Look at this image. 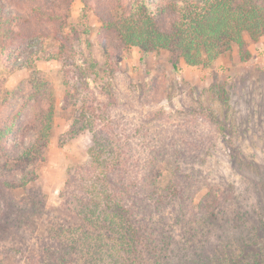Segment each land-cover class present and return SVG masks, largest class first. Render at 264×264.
Here are the masks:
<instances>
[{
    "label": "rangeland",
    "instance_id": "obj_1",
    "mask_svg": "<svg viewBox=\"0 0 264 264\" xmlns=\"http://www.w3.org/2000/svg\"><path fill=\"white\" fill-rule=\"evenodd\" d=\"M91 1L73 0L56 35L0 50V133L13 123L2 148L35 141L30 108L53 114L49 143L28 169L0 155V264H52L59 255L42 238L84 239L73 219L81 190L64 192L76 167L88 163L96 102L109 103L115 133L132 138L144 161L154 159L160 184L179 192L172 205L146 214L142 264H264V34L245 35V61L233 46L210 67H193L168 50L125 45L104 25L119 17L117 1ZM147 1L161 9L184 4ZM89 58L98 76L84 71ZM28 118L34 123L22 130ZM27 172L34 180L13 186ZM99 250L81 246L68 264H102Z\"/></svg>",
    "mask_w": 264,
    "mask_h": 264
},
{
    "label": "trees",
    "instance_id": "obj_2",
    "mask_svg": "<svg viewBox=\"0 0 264 264\" xmlns=\"http://www.w3.org/2000/svg\"><path fill=\"white\" fill-rule=\"evenodd\" d=\"M10 1L13 5L8 8L0 0L2 52L16 45H25L33 37L59 33L68 25L73 3V0ZM116 1L121 12L115 20L104 22L107 30L116 32L121 42L127 46H136L150 52L168 50L193 67H210L233 46L238 48L242 61H245L251 56L244 40L245 35L257 40L264 34V0H184L183 5L175 2L162 9L152 6L147 0H126V4H122L124 0ZM91 3V0H84L85 6L92 5ZM170 15L172 20L167 23L164 20ZM7 59L10 63V58ZM86 61L91 63L87 65L92 68L84 71L88 75L98 76L99 72L94 69V60L89 58ZM106 65L108 69H112L110 63ZM173 67L176 71L179 70L176 62ZM89 107L88 122L91 123L89 129L92 136L88 149L89 160L88 163L76 167L66 182L64 192V196L69 195L73 185L81 190L82 197L75 199L79 208L73 219L82 227L85 237L73 244L56 238L48 241L46 237L42 241L58 252H53L59 255L54 258V264H68L81 246L82 249L89 246L94 249L101 248L98 253L102 264H138L139 253L142 264L143 237H146L145 230L148 225L146 214L150 212L151 218L152 214L172 205L179 192L172 190L170 184H160L154 159L148 157L144 161L135 150V144L131 143L132 138L115 133L113 125L116 124H112L109 118V103L96 102L95 106L90 104ZM104 109L105 124H98L99 118L104 115ZM43 110L40 107L35 113L30 108L28 113L31 116L32 112L38 125L32 145L27 147L20 140L21 148H2L12 122L0 133V155L3 160L14 161L24 165L23 169H26L29 164L42 157V148L45 149L49 143L53 121L52 112ZM33 123L28 118L22 130ZM34 177L36 176L33 172H27L19 184L13 183V186L19 187L20 183L26 186ZM138 196L145 201L143 208ZM133 199L136 202L132 206L129 201ZM63 200L68 207V198ZM138 205L140 210L135 211ZM3 213L4 210L0 219H3ZM86 236L93 237L97 242L96 246L91 245Z\"/></svg>",
    "mask_w": 264,
    "mask_h": 264
}]
</instances>
